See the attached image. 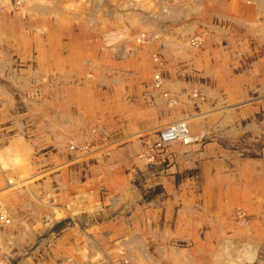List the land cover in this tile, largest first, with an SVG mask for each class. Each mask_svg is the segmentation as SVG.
I'll return each instance as SVG.
<instances>
[{
	"label": "crops",
	"instance_id": "1",
	"mask_svg": "<svg viewBox=\"0 0 264 264\" xmlns=\"http://www.w3.org/2000/svg\"><path fill=\"white\" fill-rule=\"evenodd\" d=\"M182 3L169 11L181 15V26L165 23L156 31L146 25L131 31L122 28L117 16L106 25L96 17L94 27L85 21L71 27L69 36L60 42L63 49L51 52L54 66L68 64L75 68L92 63L96 71L53 70L57 73L51 75L58 84L54 83L48 92L51 99L54 95V101L62 93L58 99L63 100L64 108L62 114L51 111L48 128L44 124L38 128L39 118L32 112L34 96L38 95L32 76L34 61H38L39 38L27 33L29 42L32 39L31 49L26 50L30 69L14 73L15 79L9 78L8 67L12 69L15 58L8 56L6 48L13 47L12 56L23 52L25 36L19 42L14 35L3 32L7 26L0 22V59H4L0 61L1 113L9 116L10 111L15 115L9 124L15 139L23 137V143L30 148L46 151L41 157L52 159L34 166L36 174L49 175L39 182L41 189H53L58 183L59 188L79 198L68 220L56 224L54 231L59 237L51 241V249L49 239L42 242L47 254L59 257L61 250L66 254L75 249L77 241L79 246L87 243L89 248H96V240L106 231L108 238L126 237L131 243H146L151 237L165 246L183 241L189 244L197 264H215L216 253H226L256 237L255 229L251 234L243 232L238 212L253 224L260 222L264 226V55L247 66V47L222 46L231 40V30H225L222 38L216 35L205 48L192 50L189 37L208 26L209 21L207 16L188 19L189 10ZM206 4L204 15H229L233 7L225 4L222 12ZM246 11L252 13L251 9ZM104 26L110 31L103 30ZM145 29V45L132 41L136 33ZM53 33L60 36L59 32ZM154 34L160 38H150ZM60 43L55 45L60 47ZM157 52L165 61L162 89L148 86L155 70L152 55ZM107 57L111 64L105 65ZM80 77L87 78L81 81ZM24 88L33 95L26 107L31 111L28 120L18 111L22 106L17 107L16 93ZM193 89L206 100L193 98ZM163 91L177 97V104L170 106ZM179 119L189 121L194 142L171 146L167 172L161 166L145 165L140 159L147 147L145 142L148 145L156 141L162 127ZM109 138L115 144L122 143L110 156L98 149L92 157L93 149L86 150L87 146L107 140L106 144ZM71 140L76 142L74 147L69 145ZM60 159H64V168L55 164L51 167ZM57 168L61 171L57 172ZM13 201L21 207V200ZM84 207L93 212L88 222L82 216ZM31 209L28 217L33 224L29 230L33 233L27 236L19 225L22 231L17 237H36L40 214ZM24 219L27 216L21 221ZM9 228L14 230L17 225Z\"/></svg>",
	"mask_w": 264,
	"mask_h": 264
},
{
	"label": "rangeland",
	"instance_id": "2",
	"mask_svg": "<svg viewBox=\"0 0 264 264\" xmlns=\"http://www.w3.org/2000/svg\"><path fill=\"white\" fill-rule=\"evenodd\" d=\"M181 1L184 8L189 10L188 16L190 17L188 19L195 21L204 19L202 16H207L209 21L207 23L208 26H204L200 31L189 37L188 45L192 50L205 48L216 35L218 38H222L225 30H231L233 35L229 41L230 43L226 40L222 46L228 48L229 45L233 44L236 47H247L248 57L245 61L247 66L264 55V0H0V22L7 26V29L3 30V32L8 33L9 36L10 34L14 35L19 42L25 36V50L23 52L19 51L16 55L13 52L14 55L12 56L11 50H13V47L11 48L8 45L6 48L9 52L8 56L15 58L12 69L8 67L7 73H9V78L13 77L15 79L14 73H26L30 69L31 61L28 55H26V50L28 48L31 49L30 42L32 43V39L29 42L27 33H34V36L39 38L38 46L36 47L38 50V61H34L33 68L35 75H31L34 78V88L36 92L38 91V95L34 96L36 104L33 103L32 110V112L34 111V115L39 118L38 128L44 127L42 124L45 125V128L51 127V111L58 114H62L63 112V100L58 99L63 94L56 95L54 101V95H52L51 99V93L48 92V89L54 83L58 84V79L51 75L52 73H57L53 71L54 69L57 71L61 69L58 73H67L70 69H74V73H81L76 71L81 68L85 73H95L96 71V67L92 63L87 65L79 64L75 68L69 67L68 64H63L59 67L54 66V55H52L51 60V52L53 49L63 47H61L62 43L60 42L69 36L71 27H78L84 21L94 27L96 26V17H100L99 22L106 25V23H111L113 17L117 16L120 17L119 20L121 26H123L122 28L131 29V31L132 29H137L138 31L139 28L145 25L151 27V31L155 30L156 27L164 26L165 23L167 25L181 26L180 24H183L181 23L182 20H178L181 15L169 13L176 4H181ZM206 2L210 5V8L215 6L222 12L224 11L223 5L229 3L233 5L232 11H230L229 15L224 12L204 15ZM215 7L213 8L214 10ZM250 9L252 13L246 11ZM32 27H34L33 32ZM53 27H57V29H53ZM103 30L110 31L109 27L106 26L103 27ZM53 32H59L60 36H55ZM147 33L146 29L141 31L140 34L136 33L132 41H136L139 45H145L146 39H148ZM152 37L153 40L160 38L158 34H154L150 38ZM11 40L13 41V38ZM51 40H53V43ZM34 41L36 42V40ZM55 42L56 44L60 43V47L55 45ZM105 54L110 57V52L107 50H105ZM8 56L7 58H9ZM152 59L155 64V70L148 86L151 85L156 89H162L166 81L164 71H162L165 61L158 52L153 53ZM2 60L4 59H0V61ZM104 62L105 65L111 64L109 58L106 61L104 60ZM5 63L7 64V61ZM56 64L58 65V60ZM157 66L158 68L156 69ZM158 72H161V76L165 80L160 86L155 84V75ZM86 78L80 77L79 79L84 81ZM91 78L92 76L89 75L88 79ZM192 93L193 98L200 99L201 101L206 100V97L199 91L193 89ZM30 94L25 88L16 93L17 107L19 108V105L22 106L18 111L26 120L31 118V115L28 114L31 111L26 109L33 100V95L31 94L30 96ZM162 96L168 101L170 100V106L177 104L179 101L177 97H172L166 91H163ZM10 113L12 112L9 111V116H3L0 110V171L2 170L0 172L2 179V183H0V264H20L26 262V260L31 262V264H197L194 254L189 251V244L186 242L167 243L166 245L168 246H165L158 245L154 240L155 238L151 237L146 240V243H131L126 237L108 238L105 236L106 231L101 238L96 240V248H89L87 243L83 247L79 246V241H77V246H75L74 250L66 251V254L61 250L59 257L53 253L49 255L44 252L43 248L45 246H42V242L49 239L50 244L48 247L51 249V241L53 242L59 237L54 231L56 224L60 221L68 220L69 212L73 208H77L79 198L72 196L73 194L71 195L68 190H66L65 194V189L59 188L58 183L55 184L53 189H41L39 182L49 175L36 174L34 166L35 164L39 166L41 161H51L52 159L41 157L43 154L46 155V151H35L33 147L30 148L29 145L23 143V137L15 139V135L11 134L9 130V124L15 120V115H10ZM5 118L6 120H4ZM7 122L8 125H5ZM108 140L110 141L106 144L107 140L103 144L99 143L87 146L86 150H88V147L93 149L92 157L96 156L95 152L98 149L105 150L106 155L110 156L122 143L117 142L115 144L110 138ZM156 141L148 145V141L147 143L145 142L144 145L147 147L140 156V159L145 165L152 166L153 168L161 166L167 172V166L171 163L170 157L166 158L158 154L155 156V159L151 160L146 156V153L152 150L149 147H153ZM75 144V140L69 141V145H72V147ZM170 148L169 146V151L167 152L169 156L171 155ZM34 153L35 155L33 156ZM3 154L6 155L3 156ZM91 160H95V158H91ZM53 164L63 167L65 165L64 159L51 163V167ZM58 169H56L57 172L61 171ZM8 181H14V186L6 189ZM17 181H22V184ZM15 182L17 186H15ZM14 199L22 201L21 207L18 204L15 205ZM73 199H76V202H72L71 200ZM66 203H71V205L68 207ZM51 206H53L52 210ZM23 208H27L29 212L32 211L31 208H34L35 211L33 210V213L37 211L40 214L38 228H36L38 229L36 237L25 236V234L28 236V234L31 235L33 233L32 230H29L30 224L33 223H31L28 217L30 213L26 212ZM64 208L68 209L69 212L64 210ZM53 209L57 210V213ZM88 210L86 208V212L82 215L86 218L87 222L93 217V212ZM54 214H56V218ZM26 216L27 219L21 221V218ZM237 218L245 227L243 232L251 234L252 230L255 229L256 237L254 240L249 239L247 242H241L239 244L241 246L239 251H236L234 254L229 253V255H225L226 253H216L215 264H264V226L260 222L253 224V221L251 222L241 212L237 213ZM15 225H17L16 229L11 230L9 228ZM19 225L25 228L24 237L16 236L22 231ZM199 256L202 258L207 257L206 255Z\"/></svg>",
	"mask_w": 264,
	"mask_h": 264
},
{
	"label": "built area",
	"instance_id": "3",
	"mask_svg": "<svg viewBox=\"0 0 264 264\" xmlns=\"http://www.w3.org/2000/svg\"><path fill=\"white\" fill-rule=\"evenodd\" d=\"M162 76L161 72H158L155 75V84L157 86L162 85ZM192 142L189 128L186 124H177L171 125L166 130L165 128L160 131L159 138L157 143L153 145V147H149L152 149L150 152L146 153V156L151 160L155 159V156L160 154L162 157H170L169 153V145L172 143H184L189 144ZM147 151V150H146ZM147 158V159H149Z\"/></svg>",
	"mask_w": 264,
	"mask_h": 264
},
{
	"label": "bare ground",
	"instance_id": "4",
	"mask_svg": "<svg viewBox=\"0 0 264 264\" xmlns=\"http://www.w3.org/2000/svg\"><path fill=\"white\" fill-rule=\"evenodd\" d=\"M36 7V6H35ZM177 9V8H176ZM165 39H167V38H165ZM164 39V40H165ZM187 43V42H186ZM188 46V45H187ZM158 68V66L156 67V69ZM164 71V70H163ZM162 84H163V81H165V80H163V78H162ZM164 84H165V82H164ZM170 101V100H169ZM189 119V118H188ZM190 120V119H189ZM177 124H186L187 126H188V128H189V131H190V135H191V139H192V142L191 143H189V144H182V143H172V144H170L169 146L171 147L172 145H177V144H180V145H183V146H189V145H191L193 142H194V135H192V130H191V127H190V124H189V121L187 120V119H179V120H176V121H173V122H171V123H169V124H166L161 130H163L164 128H165V130L169 127V126H171V125H177ZM160 130V131H161ZM160 133V132H159ZM200 137V136H199ZM158 138H159V135H158ZM158 141V140H157ZM157 141H156V143H157ZM22 143V142H21ZM83 144V143H82ZM13 145V144H12ZM82 148V147H81ZM18 150H19V148H18ZM89 150V149H88ZM19 153V152H18ZM17 153V154H18ZM97 153V152H96ZM146 153V152H145ZM6 155V154H5ZM4 154H3V156H5ZM2 156V157H3ZM7 158V157H6ZM6 158H5V160H6ZM77 161V160H76ZM5 163V162H4ZM3 164V163H2ZM5 165V164H4ZM30 172V171H29ZM41 175V174H40ZM22 176V175H21ZM23 177V176H22ZM28 177V176H27ZM26 178V177H25ZM12 179V178H11ZM10 179V180H11ZM47 181V180H46ZM17 182H20V181H17ZM22 182V181H21ZM20 182V183H21ZM27 182V181H26ZM8 183V185H7V187H5L6 189H8V187H11V186H14L13 185V183H14V181H8L7 182ZM22 184V183H21ZM15 186H17V183L15 182ZM13 188V187H12ZM12 190V189H11ZM29 190V189H28ZM65 194H66V190H65ZM54 195V194H53ZM43 196V195H42ZM67 197V196H66ZM69 198V197H68ZM67 198V199H68ZM78 198V197H77ZM78 200V199H77ZM72 202L74 201V202H76L74 199L73 200H71ZM68 202H70L69 200H68ZM67 204V203H66ZM48 205V204H47ZM68 205V207L71 205V203L70 204H67ZM52 207L53 206H51V210H52ZM68 207H66V208H68ZM54 210V212L55 213H57V210L55 211V209H53ZM64 210H65V208H64ZM59 211V210H58ZM69 212V211H68ZM60 213V212H59ZM53 214V213H52ZM64 214V213H63ZM62 215V214H61ZM53 217V216H52ZM54 217L56 218V214H54ZM13 221H15V220H13ZM81 241V240H80ZM89 242V241H88ZM4 245V244H3ZM104 245V244H103ZM132 245V244H131ZM244 245V244H243ZM119 246V245H118ZM235 247H237V246H235ZM241 246H239L238 248H236V249H233V250H228L227 252H226V254L225 255H229V253H235L236 251H239V248H240ZM133 248V247H132ZM220 253H221V251H220ZM222 254H223V252H222ZM240 254V253H239ZM219 255V254H218ZM217 257V256H216ZM65 259V258H64ZM67 260V259H66ZM65 261V260H64ZM220 261V260H219ZM73 263V262H72Z\"/></svg>",
	"mask_w": 264,
	"mask_h": 264
}]
</instances>
